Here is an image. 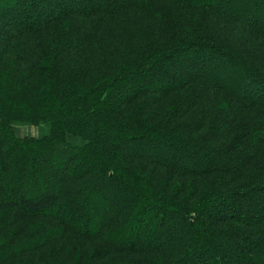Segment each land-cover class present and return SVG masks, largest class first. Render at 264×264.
Segmentation results:
<instances>
[{
	"label": "rangeland",
	"instance_id": "1",
	"mask_svg": "<svg viewBox=\"0 0 264 264\" xmlns=\"http://www.w3.org/2000/svg\"><path fill=\"white\" fill-rule=\"evenodd\" d=\"M20 2H24L31 9H20ZM50 2L51 0H7L6 4H0V28L4 24L1 21L11 20L12 22L5 27L10 30L15 29L14 24H20L21 21L25 25H30L35 20L42 22L48 19L46 9L41 6L48 5ZM69 2L74 3L73 6L80 7L91 4L89 0H70ZM166 2L169 3L147 2L146 6L142 9L138 8V11L137 8H118L114 15L111 14L112 16L109 15L106 19L98 18L94 22L88 19L65 20L68 22L63 25L64 28L59 34L63 36L66 33L64 35L66 38L68 31L75 32L76 26L81 23L80 28L85 35V40L93 42V49L86 52L85 49L63 51L49 48V45L45 46L41 39L47 36L44 32L46 30L41 31L42 29L36 28L34 23L26 29V32H19L8 44L3 42L7 30L3 32L0 30V46L5 50L17 47L29 54L32 50L31 44L35 47L44 45L41 47H44L43 52L46 56L41 59L39 65H47L50 75L53 61L59 60L62 68L65 64L69 66L74 73L73 81L76 85L84 88L91 87L88 91L91 95L88 92L84 94L83 91L79 92V95H83L85 99H90L91 96L93 100H96L100 98V95L105 97L108 94L111 98L107 100H112L113 103H116L115 101L128 103L124 107L126 110L123 114L124 121L128 124V136L139 134L138 132L144 130L149 132L151 137L159 141L158 147L152 146L158 150L156 153L159 158L168 166L176 161L179 167L175 170L166 166L145 165L135 157H127L132 153L124 149L125 146L110 145L123 159V165L128 167V175L115 168L120 174L118 179L112 181V187L120 190L114 194L117 200L116 203L114 202L116 218L108 226H104L108 222L103 220V216L107 215L105 211L107 199L101 197L99 192H89L93 184L88 176L89 172L104 168L100 158L101 153L95 150L100 149L98 146L96 148L91 147L92 145L88 146L90 142L86 141L82 147L78 146L81 148H77L75 163L73 162L71 171L67 173L68 187H70V193L74 195L73 198L82 200L87 193H90L92 203L83 213L70 208L67 201L56 199L50 193L51 190L47 184L43 187L45 190H39V193L31 190L29 182L33 173H38L41 180H44L48 174L50 167L47 161L37 155V150L32 147V143H28L30 146L26 147L27 149L23 147L21 149L9 137L2 143L0 138V164L5 169L3 171L0 169V178L4 187V191L0 194V214L1 216L4 214V220L0 217V264H152L156 257L161 258L165 253H174L169 243L173 241V238H177V234L182 239V241L177 239L178 242L191 250V258L202 248L199 253L208 264L212 262L238 264L239 262L224 256L216 247L211 246L210 243L214 242L216 234L221 237L225 248L232 244L234 246L231 249L232 253L236 257H242L247 264H264V236L250 234L251 239L259 240V245L254 243V247L247 250L244 239H250L246 235L243 240L235 237L231 221L227 222L223 218L225 214L228 215L225 208L231 209L245 219L253 215L250 212L252 204L264 207V191H255L252 195L245 196V201H240L242 198L239 197L242 192L264 185V141L258 142L264 136V130H262L264 106L259 105L260 103L255 107L247 106L246 104H250L248 102L253 101L252 95L244 96L246 100L242 102H236L230 93L238 90V87L231 88L223 84L216 77L217 75L209 71L203 73L198 82L191 77H188V80L179 79L177 76L183 68L180 59L171 58V62H167L165 58L167 54L187 43L204 42L216 48L220 54L218 56L228 59L226 55L230 54L231 57H235L245 66H250L264 76V33H258V23L250 19L249 14L241 15L240 23L236 19L233 20L234 17H230L222 5V3L230 4L229 0H214L212 4H208L209 7L181 0ZM9 3L15 5L9 7ZM59 6L62 5L59 4ZM107 6L111 7V3ZM247 22H250V25ZM54 39L52 37L49 44ZM53 45L55 44H51ZM197 54L202 55L200 52ZM106 56H111L114 60H102ZM7 57L9 61L23 59L22 54H16L13 49ZM204 57L205 55L199 56L198 60ZM161 59L163 60L160 63L163 65L155 67ZM213 62L216 60L213 59ZM149 64L152 68L151 73L147 75L146 72H142V68L148 67ZM220 65L222 66L221 63ZM110 69H115L113 74L106 72L101 74ZM64 72L65 70L62 69L60 74ZM7 74L0 73V77L3 76L0 82L5 86H7L5 78ZM37 76L49 77L43 73ZM105 78L107 83L111 84L99 93L100 90L96 88L102 85ZM50 79L52 80L51 77ZM247 82V92L250 94L253 92L256 94L254 99L262 102L263 84ZM36 83H39L40 92L49 88V84L40 78ZM131 88L142 94L134 99L131 96ZM51 94L52 91L48 95H39L37 98L49 101ZM25 96L23 99L28 102L30 95ZM148 98L150 101L153 99L154 103L150 104ZM0 101L5 105L9 106V103L12 105L11 96L6 97L5 94H0ZM153 105L154 107L149 109ZM94 111L96 110L92 107L88 114L91 116ZM173 111H176L175 116L172 115ZM150 113H158L160 123L153 122ZM145 114L148 118L146 122H143L139 117L143 119ZM2 119L0 115V121ZM198 121L202 122L198 123ZM12 124V131L17 137L38 138L41 136L40 128L29 124V121H22V123L12 121ZM190 126L193 128L191 129ZM58 128L59 126L55 127V129ZM214 130H218V137L213 136ZM128 136H126L127 143ZM50 137H56L54 131ZM132 142L135 145H141L144 140L139 138ZM249 143H257L256 149L260 146L261 148L250 151ZM23 155L24 159L20 161ZM79 163L82 166L76 167ZM21 165L28 170L22 180L23 184L16 173ZM202 165L213 171L199 173L198 170L202 168ZM228 165L233 169L238 166L241 171L230 170L229 175L226 172ZM100 181L102 185L106 183L104 178ZM77 183L81 184L77 186ZM21 186L27 194L25 198H21L18 193H13ZM44 191L47 197L43 204L50 200L56 204L60 203L59 211L54 210L48 216L20 211L21 204H30L29 200H34L32 206L36 203L40 204ZM10 193L14 196L8 195ZM3 194L10 199L5 200L2 197ZM139 199L157 203L153 209L149 208V211H145L141 209L142 202L140 203ZM162 201L169 202L164 204L171 207L162 205ZM172 208L177 210L173 212ZM135 209H141L137 218L138 222L120 233L121 226L126 224L128 214ZM152 210L158 214H153ZM186 210L191 211L190 217L195 220L194 227H188V223L186 224L182 218L184 212H190ZM171 211L176 219L171 222V225L164 226L158 234L160 225H164L169 219ZM262 213L257 214L262 215ZM82 217L85 220L88 218L84 224L80 223ZM66 222H69L71 229H67L68 227L64 225ZM143 229L157 232L155 238L161 257L149 252L123 251L125 249L123 246L133 243L137 235L144 231ZM248 230H250L248 226H243V234ZM32 231L36 237H44L52 232L54 236L47 240L39 238L40 242H33V239L30 240L33 236ZM106 248L109 251L99 255L98 252ZM176 256H173V263H182L184 257Z\"/></svg>",
	"mask_w": 264,
	"mask_h": 264
},
{
	"label": "trees",
	"instance_id": "2",
	"mask_svg": "<svg viewBox=\"0 0 264 264\" xmlns=\"http://www.w3.org/2000/svg\"><path fill=\"white\" fill-rule=\"evenodd\" d=\"M70 1V0H69ZM67 2L66 0H51L50 3L43 4L41 6L42 8L46 9V13L48 15V19L43 20L40 22V20H35L33 22L35 27L46 30V37L42 38L41 41L44 42V45L49 48L55 49V50H63V51H69L71 49H85L91 51L90 49H93V42L89 40H85V35L82 33V30L80 28V25L76 26L75 32L68 31L66 38L61 36L60 30L63 27L65 23H67L69 18L73 19H81L85 20L88 19L90 22H94L96 19H106L109 17V15H114L113 13L116 12V10L119 9H128L133 8L138 11L139 9H142L145 7L147 2H153V1H159L164 2V4H167L169 2H166L167 0H89L91 4L85 5V7L80 6H73L71 2ZM183 2H194L192 4L198 5V6H207L208 4H212L214 0H181ZM7 0H0V4H6ZM14 3V2H13ZM32 3V2H31ZM111 3V7L107 6V4ZM230 4L223 5L224 8H226V13L229 14L230 17H234L236 21L240 23L241 15H250V19H252L254 22L258 23L259 30L258 33L262 34L264 33V0H229ZM33 4V3H32ZM31 4V5H32ZM62 5L61 7L59 6ZM15 4L9 3V7H13ZM32 7V6H31ZM18 8V5L16 7V10ZM19 8L21 9H31L30 6H26L24 2L19 3ZM65 10V11H64ZM68 11V12H67ZM65 12V13H64ZM111 15V16H112ZM4 22L2 24V27L0 30L3 32V30H7L6 37L3 39L5 44H8L10 41L13 40V38L20 33L26 32L27 28L30 27L33 23H29L30 25H25L23 21L20 22V24H14L15 29H6V25L9 22H12L11 20H8V22ZM57 24H56V23ZM243 23V22H242ZM248 25H250V22H247ZM13 24V23H11ZM56 24V25H55ZM54 25V26H53ZM8 26V25H7ZM258 29V28H257ZM262 32V33H261ZM41 37V36H40ZM55 38L54 41L51 42V44H55L51 46L49 44V41L51 38ZM21 42V41H20ZM203 43V44H202ZM44 45H36L31 44V52L28 54V52L24 51V49L20 50L17 47L9 48L5 50L2 46H0V73H8L5 75V78L7 79V86L2 84L0 82V94H5L6 97L11 96L12 105L9 103L8 105H5V103L0 101V115L3 118L0 121V138L1 143L5 141V138L9 137V139L15 144L18 145L21 149H27L26 147L30 146L28 143H32V147L36 148L37 155L39 157L43 158L47 161V164L49 165V172L44 178V180L40 179V176L38 173H33V176L31 177V180L29 182V187H31V190L34 192H40L39 190L43 191L45 190L44 185L47 184L50 187V190L56 199H59L61 201H67L68 206L75 210L76 212L82 211L83 213L86 212L88 206L91 205V196L90 193H87V195L82 200H78L76 198H73L69 186V175L68 172L71 171V167L73 165V162L75 163V159L77 156V148H81L84 144V142H90L88 146H91L96 148L98 146L100 149H95L97 152L101 153V162L104 164V168L98 169V170H92L90 171V179L93 182L91 186V191L89 192H99L101 197H105L107 199V203L105 206V211H107V215L103 216V220L108 221L104 226H108L109 223L113 222L116 218V209H115V203L117 200L114 198V194L116 191H120L116 187H112V181H115L119 177V173L116 172L115 168L118 169L120 172H125V174L128 175V167L123 165V159L121 158L119 153L114 152L112 147L110 145H115L119 147L121 145L124 147V149H128V151H131V155H127V157L136 158L139 159L140 162H143L145 165H157V167H170L172 169L179 168L176 161H174L171 165L168 166V164L165 163L164 160H161L156 152L158 150L156 148H153L152 146L155 145V147H158L159 141L158 139H155V137H151L149 132L140 131L139 134L128 136V124L124 121L123 114L125 113L124 107L128 103H120L118 101H115L116 103H113L112 100H107L108 98H111V95L106 94L100 95L99 99L93 100V98L85 99L83 95H79L80 91L85 92L90 91L89 86L86 88L79 87V85H76L73 81L74 73L70 69L69 66H66V64L63 66V68L59 65V60L53 61L51 66V75L48 73V66L47 65H39L41 59H43L46 54L44 51ZM13 46V44H12ZM14 50V52L18 55L22 54L23 59H14L13 61H9V58L7 57L9 52L11 50ZM26 52V53H24ZM198 52L200 54L205 55V57L202 60H198ZM7 53V54H6ZM52 53V52H51ZM218 53V54H217ZM220 55L219 52H217L216 48H212V46L206 45L204 42H197V43H187L184 46L179 47L178 49H175L174 51L170 52L166 55L167 62H171V58H177L180 59L181 63L183 64V68L181 69L182 72L177 76L179 79L184 78L185 80H188V77L193 78L196 80V82L201 80L203 73L211 72L214 75H217L220 79V81L223 84H226L230 86L231 88L238 87V90L232 91L230 94L234 98L236 102H242V100H246L245 97H248V95H252L253 98L251 102H248L250 104H246L247 106H264V97L262 102H259V100H256L254 98L256 94L248 93L247 90V81H253V84H263L264 86V76L260 74L257 70L244 65V63L238 61L235 57H231V55H226L228 59H225L223 57L218 56ZM198 56V57H197ZM213 59L216 60V62H213ZM102 60H114L111 56H106ZM163 59L159 60L155 67H160L163 65V63H160ZM95 61V57H94ZM213 63H219V65H215ZM222 64V66L220 65ZM148 67L144 66L142 68V72H146L147 75L151 73V65H147ZM15 67V68H11ZM78 67V65L76 66ZM65 70L64 73L60 74L61 70ZM115 69L110 70H103L101 74H113ZM149 70V71H148ZM46 76H49L47 78L43 76H37L42 73ZM106 72V73H105ZM3 77V76H1ZM0 77V78H1ZM52 78V80L50 79ZM39 78L41 80H44V82L49 84V88L46 91L40 92L39 89V83H36L39 81ZM107 78L103 79V83L100 87H97L96 89H99V93L105 88L111 84L110 82L107 83ZM207 85V84H205ZM250 88V87H249ZM127 89V88H126ZM243 89V92H241ZM131 96L137 98L142 92H136L130 89ZM14 91V94H13ZM52 91V94L49 98V101L39 99L37 96L39 95H48ZM9 92V93H8ZM40 92V93H39ZM39 93V94H38ZM91 92H88L89 95ZM108 93V92H107ZM264 93V91H263ZM11 94V95H9ZM247 94V95H246ZM9 95V96H8ZM25 95H30L28 102H25L23 99ZM198 95V93H197ZM200 96V94L198 95ZM26 97V96H25ZM28 97V96H27ZM248 99V98H247ZM260 99V98H259ZM107 100V101H106ZM133 100V99H131ZM250 100V99H249ZM10 101V102H11ZM130 101V100H129ZM150 101V98H148V102ZM147 102V103H148ZM247 102V101H245ZM154 103L153 99L150 101V104ZM149 104V105H150ZM252 104V105H251ZM123 105V106H122ZM122 106V108H120ZM92 107H94V112L91 113V116L88 114ZM154 107L150 106L149 109H152ZM46 109V110H45ZM45 110V112H44ZM25 111H29L25 112ZM25 112V113H24ZM172 114L175 116L176 111H173ZM151 114V113H150ZM145 117L140 120L143 122L147 121L148 115H144ZM152 121L156 124L160 123V118L158 113L151 114ZM12 121H17L22 123V121H29V124L37 125L41 130V136H38V138H30L28 136H25L24 138L17 137L13 129ZM202 121H198V123H201ZM195 123V122H194ZM59 126L58 129H55V127ZM193 126V125H192ZM196 127V123L194 125V128ZM191 128V126H190ZM193 128V127H192ZM191 128V129H192ZM221 129V128H220ZM264 130V128L262 129ZM55 132V135L57 139L51 138L50 135ZM139 135V136H138ZM218 130L213 132L214 137H218ZM126 136H128V143ZM143 139L144 143L141 145H135L133 144L132 140L137 139ZM264 141V136L259 139V143ZM51 142V143H50ZM128 144V145H127ZM149 145L151 147H149ZM257 143H249L250 151L252 149H256ZM81 146V147H78ZM23 147V148H22ZM261 148L258 147L259 150ZM169 149V148H168ZM24 151V150H22ZM248 152V151H247ZM25 154V152H24ZM63 154H66L65 156H62ZM250 155V153H248ZM62 156V157H61ZM24 159V155L21 156L20 161ZM4 165V164H3ZM82 166L81 163H79V167ZM201 166V165H200ZM185 167V166H184ZM39 168V167H38ZM187 168V167H186ZM1 171L5 170L4 167L0 164ZM178 170V169H177ZM230 170L234 171H241V168L237 166V168H232L230 165H228V171H226L228 174ZM199 173H209L213 170L207 169L206 166L202 165V168L198 170ZM28 170L24 167V165H21V167L16 171V173L20 177V181L23 180V178L27 175ZM157 173V172H156ZM230 175V174H229ZM157 176V175H156ZM104 178V181L106 182L104 185L100 184V179ZM6 179V178H4ZM2 179V180H4ZM24 182L22 181V184ZM81 183H77V186ZM76 186V187H77ZM14 189V188H13ZM12 189V190H13ZM47 189V188H46ZM12 190L10 192H12ZM4 191L3 182H1L0 178V194ZM6 191V189H5ZM19 191V192H16ZM13 193H18L21 198L27 197V194L25 191H23L22 186L20 189H16ZM264 191V185H261L256 188H251L250 191H245L240 194V198H242L240 201H245V196L252 195L253 193ZM22 193V194H21ZM46 192L44 191V194H42V199L39 202L40 204L36 203L32 206V201L29 200L30 204L22 203L19 207L20 211H26L29 214H40L42 216H48L52 211H59L60 209V203L56 204L51 202V200L43 204L45 198L47 197ZM47 194L48 191H47ZM6 194H3L2 197L5 198V200L10 199ZM11 196H14V194H8ZM40 196V195H39ZM244 198V199H243ZM25 200V199H24ZM49 200V199H48ZM140 200V199H139ZM138 200V201H139ZM254 201V200H253ZM115 202V203H114ZM141 203V209L145 211H149V208H152L156 205L157 202H151L140 200ZM138 202V203H139ZM162 205H167L164 203H169L166 201H162ZM252 204V203H251ZM170 206L171 205H167ZM141 209H135L132 212L128 214V218L125 221L126 224L121 226L120 233L126 231L125 229L131 228L134 226L135 222H138L139 214L141 213ZM226 214L224 215V219L228 221H231L232 224V231L234 233V236L237 238H240L241 240L244 239V237L247 236L250 240H245L246 243V249L251 250L252 247H254V243L259 245V240H255V238L251 239L250 234H261L264 236V207L257 204H252L250 212L253 214L252 217L245 219L241 218L237 214H235L231 209L225 208ZM138 210V211H137ZM177 209L172 208V211H176ZM230 210V211H228ZM61 211V210H60ZM153 211V210H152ZM171 211V215L169 219L160 225V230H158V234L161 233V229L164 226L171 225V222L176 219L174 217V214ZM190 211V210H186ZM258 212L262 213V215L257 214ZM153 214H158V212H154ZM191 211L189 213L184 212L182 216L183 220L186 221V224L188 227H194L195 220L190 217ZM247 215V213H244ZM3 215L0 217L2 220H4ZM87 215V214H86ZM88 216V215H87ZM226 216V217H225ZM89 217V216H88ZM154 217H157V215H154ZM180 218V217H178ZM247 218V219H246ZM114 219V220H113ZM88 220V218L86 219ZM84 217L80 220V223L84 224L85 221ZM246 220V221H245ZM87 222V221H86ZM103 222V221H102ZM7 223V222H6ZM68 223V224H67ZM15 225V223H14ZM64 225L69 227V222H66ZM103 228H106L104 227ZM243 226H248L250 230L246 231L247 233L242 232ZM66 228V227H65ZM39 230V229H38ZM144 231L140 232L139 235H137L136 240L133 241V243H129L128 245H124L125 248L123 251H134V252H149V253H155L154 255L158 254L160 257L162 255L159 254L161 252L157 248L158 242L156 241V234L157 232H149L146 229H143ZM40 231V230H39ZM33 236H27L30 237L33 242L38 241L40 242L39 238H44L43 240H47L49 238H52V233H47L44 235V237L37 236L32 231L31 233ZM49 235V237H48ZM246 235V236H245ZM179 234H177V238H173V241L171 240L169 245L172 246L174 253L167 254L165 253L161 258L156 257L152 264L155 262L157 264H174L172 259L173 256L177 255L176 257H184L182 263L178 264H208V262H205L202 259V254L199 252L202 250L200 248L198 250V253L195 254L192 258L190 256V249L185 248L182 246V243H179L177 239L182 241V239L178 238ZM213 237V236H212ZM216 238L214 242H211V246L213 245L218 249L219 252L224 254V256L235 259L236 262H241L242 264H247L245 261H243L242 257H236L232 253V244H229L226 248L225 245L221 242L220 236H214ZM251 244V245H250ZM9 248V247H8ZM122 248V247H121ZM259 248V246H257ZM108 249H101L98 253L99 255H102L104 251H107ZM109 251V250H108ZM164 253V252H162ZM166 255V256H165ZM36 258V257H35ZM238 262V264H240ZM211 264H216L212 262Z\"/></svg>",
	"mask_w": 264,
	"mask_h": 264
}]
</instances>
